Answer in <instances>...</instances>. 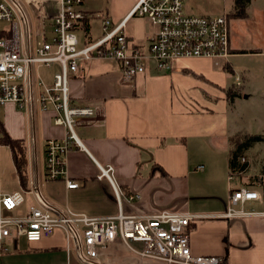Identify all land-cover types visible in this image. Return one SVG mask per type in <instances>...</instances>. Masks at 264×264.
<instances>
[{"label": "crops", "instance_id": "1", "mask_svg": "<svg viewBox=\"0 0 264 264\" xmlns=\"http://www.w3.org/2000/svg\"><path fill=\"white\" fill-rule=\"evenodd\" d=\"M134 4L135 0H123L112 21L120 22ZM247 13L246 19L235 20L243 21L239 30L243 41L233 42L230 21L232 55L219 69L203 68L208 59H181L168 69L152 66L127 80L118 62L92 60L70 77L73 105L102 108L95 121L75 127L82 148L73 147L65 157L68 179L78 184L77 189H68L63 180L51 181L46 176V141L66 136L64 127L54 125L53 112H39L38 105L20 111L13 103L3 106L1 132L25 141L26 148L29 142L34 143L27 154L28 188L21 187L34 193L27 195L24 208L44 205L56 213L71 211L90 218L116 216L120 211L128 216L165 210L191 213L199 216L189 229L194 256L221 257L223 264H264V216L222 218L232 190L247 187L264 196L263 183L254 181L259 176L251 178L258 172H229L230 137L240 129L231 124L230 103L222 89L234 85L233 80L228 83L231 74L237 80L234 58L264 53V0H250ZM131 21L134 31L128 28ZM128 24L126 35L147 51L157 29L149 33L141 18ZM251 27L254 39L247 42L244 30ZM97 39L89 35L81 44ZM184 70L205 79L187 76ZM98 166L114 168L115 185L123 192L121 206L111 183L98 179ZM230 176L234 178L230 180ZM131 194L138 198L128 200ZM249 204L264 207V199L246 205L250 212H264V208L249 209ZM133 246L143 247L141 243ZM8 247L10 252L0 253V264H166L142 258L119 241L100 249L97 258L87 259L75 240L68 247L61 231L40 242L10 241Z\"/></svg>", "mask_w": 264, "mask_h": 264}, {"label": "built area", "instance_id": "2", "mask_svg": "<svg viewBox=\"0 0 264 264\" xmlns=\"http://www.w3.org/2000/svg\"><path fill=\"white\" fill-rule=\"evenodd\" d=\"M84 1L54 0L57 14L42 18V27L33 31L26 18L25 26L18 19L14 6L18 0H0V107L13 103L19 110H27L38 104L41 112H53L54 125L64 127L66 136L62 140L46 141V176L51 181L63 180L68 189L78 188L76 182L68 179L65 164L66 154L73 147L82 148L75 127L95 121L102 114L100 106L71 102L70 77L85 63L97 59L118 62L124 77L132 80L152 66L165 70L181 59L226 60L232 55L227 15H188L184 0H135L125 18L118 23L104 19L100 38L82 45L77 31L82 28L83 20H91L90 14L79 10ZM135 17L147 18L157 29L147 51L126 35L127 24ZM39 66H54L50 82L36 72ZM4 147L9 148L0 143V148ZM7 157L11 158V154L0 157V174ZM241 162L245 163L246 158ZM98 167V179L111 183L121 206L123 192L115 185L114 168ZM233 178L230 176V180ZM32 193L33 190L24 189L11 193L0 191V253L10 252V241L24 238L29 243L40 242L61 231L68 247L75 240L81 255L87 259L97 258L100 249L119 241L142 258L166 264H223L221 257L191 253L189 229L198 215L165 210L128 216L120 211L116 216L90 218L71 211L56 213L44 205L24 208L27 195ZM126 198L133 201L138 196L131 194ZM263 199L260 192L247 187L232 190L222 218L264 216V212H250L246 207ZM134 243L143 247L137 249Z\"/></svg>", "mask_w": 264, "mask_h": 264}, {"label": "rangeland", "instance_id": "3", "mask_svg": "<svg viewBox=\"0 0 264 264\" xmlns=\"http://www.w3.org/2000/svg\"><path fill=\"white\" fill-rule=\"evenodd\" d=\"M122 3L123 0H85L79 9L91 15V30L89 35H94L95 37L100 38L102 33V21L106 18L113 20L115 18L116 11L119 9ZM184 5L185 11L188 15L230 16V14L234 12V0H184ZM14 6L18 15V19L25 26L26 18L30 25H32L33 31H37L42 27L43 24L40 22L43 21L42 18H45L44 15L57 14L58 12L54 0H35L33 2H21L18 0V4H14ZM135 18H141L144 20L143 26L149 33H152L154 30L156 31V27L147 18ZM237 19L240 20V18L234 17L230 20L233 24V42L236 40L238 42L243 41L242 36L239 33V30H242L240 26L243 21H235ZM128 28L130 31H134V21H131L128 24ZM252 30L253 27L244 30L243 37L245 41H253L254 34L251 33ZM77 36L80 39V42L87 37L82 29L77 31ZM262 51H264V49H262ZM208 60H212L213 62H203V68L205 69H208L210 66H212L214 69H219V65L221 63H225L224 59ZM233 60L235 76L237 75V80H234V75L231 74L228 83H231L232 80L235 82L233 83L234 85L232 84V87H228L226 89L228 91L226 95L227 97L229 95L234 100V104L231 103L229 105L231 107V124L233 126L239 127L240 131L237 135H231L229 141L230 147L234 146L235 141L246 136L261 137L260 140L251 142L248 149L243 153L246 157L247 165L249 164V167L245 172H247V174L248 172H258V175L251 176V178L259 176L256 177V180H254L258 183L259 181L262 182L264 179V53L255 56H240L234 58ZM101 61L102 60L97 59L93 60L92 62ZM35 69L36 72L40 74L43 79H45V81H48L50 80V75L55 68L54 66L51 68L39 66ZM187 76L193 77L189 74ZM243 83L244 86L242 85ZM232 88L233 90H230ZM3 108L4 107H0V119L2 121L4 119V115L2 113ZM37 110L41 112L40 109ZM29 144L32 145V147L34 145L33 142H29ZM30 145L27 148L28 155L31 148ZM37 147L38 149H42V144L37 143ZM5 153H10L11 158L7 157L5 159V167L0 174V191L11 193L21 190L22 185L16 170L11 148H0V157ZM248 207L249 209L253 210H261L264 208L263 206H258L257 204H249ZM74 247H76L75 242Z\"/></svg>", "mask_w": 264, "mask_h": 264}, {"label": "trees", "instance_id": "4", "mask_svg": "<svg viewBox=\"0 0 264 264\" xmlns=\"http://www.w3.org/2000/svg\"><path fill=\"white\" fill-rule=\"evenodd\" d=\"M250 0H234V12L232 14L227 15V18L229 20L234 18H240V19H246L248 17L247 13V6ZM90 20L86 18V20H83L82 22V29L85 32L86 36H89L90 32ZM7 36V35H5ZM1 37V36H0ZM224 70L230 72L227 67H224ZM183 73L192 75L197 78L205 79L204 76L198 75L190 70H184ZM225 93H228L226 89ZM230 90H233L230 89ZM228 100L231 103H233V99L228 95ZM261 137L257 136H246L244 138H240L239 140L235 141L233 148L230 150L229 153V172L232 175H239L244 173L247 168V162L242 163V158H246L244 156V151L248 149L249 144L255 140H260ZM0 143L3 145H6L11 148L12 155L14 158V163L16 166L17 173L19 175L21 185L25 189L28 187V166H27V148L25 141L18 140V139H12L6 132H1L0 137ZM264 182V179L262 180V183Z\"/></svg>", "mask_w": 264, "mask_h": 264}]
</instances>
